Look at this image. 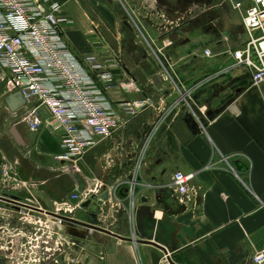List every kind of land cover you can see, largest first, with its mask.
Masks as SVG:
<instances>
[{
    "label": "crops",
    "instance_id": "1",
    "mask_svg": "<svg viewBox=\"0 0 264 264\" xmlns=\"http://www.w3.org/2000/svg\"><path fill=\"white\" fill-rule=\"evenodd\" d=\"M125 1L163 45V57L175 75L186 86L197 85L194 101L206 131L194 134L183 119L186 110H171L176 95L165 93L167 84L164 89L154 84L152 76L161 74L159 66L152 71L150 58L145 60L134 50V44L148 48L139 42L136 31L132 38L127 35L119 5L111 7L107 0H61L62 12L72 21L64 32L70 50L80 59L94 54L100 60H116L115 86L107 94L117 118L125 123L77 165L69 170L56 167L62 132L54 129L46 109H41L44 123L37 132L22 118L6 130L11 118L5 100L12 93L9 75L0 67V161L11 165L24 183L32 184L15 194L51 209L73 192L114 186L128 176L144 137L166 114L142 166L147 186L140 191L136 210L138 254L128 236L127 187L121 186L118 199L111 195L98 207L94 230L64 222L62 232L69 246H64L63 263L167 264L170 259L175 264H249L256 252L264 251V83L254 86L250 71L233 65L231 53L247 39L241 15L229 1L234 13L225 23L223 9H217L212 19H200L174 33L179 21L161 0ZM219 4L212 3L216 8ZM187 5L195 14L207 8L201 0ZM124 41L128 51L123 49ZM110 45L117 53L108 49ZM207 49L211 55L205 54ZM143 98L150 99L153 107L134 117L122 112V101ZM13 129L23 145L13 137ZM177 171L196 173L184 202L171 185ZM90 208L96 209V204ZM86 211H76L74 219L90 222Z\"/></svg>",
    "mask_w": 264,
    "mask_h": 264
},
{
    "label": "built area",
    "instance_id": "2",
    "mask_svg": "<svg viewBox=\"0 0 264 264\" xmlns=\"http://www.w3.org/2000/svg\"><path fill=\"white\" fill-rule=\"evenodd\" d=\"M229 1L239 11L247 35L244 46L231 53L233 65L246 67L252 84L260 86L264 83V0ZM120 2L123 3L122 0ZM62 9L61 0H0V67L9 75L11 93L19 91L26 100L22 107L25 109L22 120L30 129L33 132L40 130L44 123L41 109H46L54 129L62 132L61 153L55 159L61 168L69 170L125 122L117 118L114 104L107 94L115 86L113 71L118 66L116 60H100L94 54L83 59L77 57L64 37L65 25L72 21ZM130 16L128 20L137 32L136 22ZM152 51L148 49L150 56ZM205 54L211 55V50L207 49ZM155 55L160 75L176 95L171 110L190 112L201 130L206 131L194 101L197 85L186 86L171 70L163 53L159 50V56L157 52ZM119 105L127 117H134L154 104L143 98L134 102L122 101ZM21 109L16 112L9 110L10 118L19 119ZM166 117V114L161 116L151 126L138 148L128 176L120 178L110 188L104 186L103 190L95 187L73 192L54 203L52 209L41 208L18 197L16 191L32 184L24 183L11 165L3 164L0 168L3 177V191L0 193L1 262L64 264V246H69L62 232L64 222L75 220L74 213L85 209L83 204L86 201L100 200L105 190L118 199L117 190L121 186L127 187L124 207L128 236L138 254L136 210L140 191L147 186L142 181V166L149 144ZM223 160L227 159L223 156ZM195 174L181 171L173 174L171 185L180 193L181 202L188 198L189 183ZM88 229L94 230L95 227ZM249 264H264V251L256 252Z\"/></svg>",
    "mask_w": 264,
    "mask_h": 264
},
{
    "label": "water",
    "instance_id": "3",
    "mask_svg": "<svg viewBox=\"0 0 264 264\" xmlns=\"http://www.w3.org/2000/svg\"><path fill=\"white\" fill-rule=\"evenodd\" d=\"M235 1L240 2V1H243V0H235ZM176 2H177V3H180L179 0H176ZM230 2H231V1H230ZM122 25H123L124 27H126L127 29H129L132 33L135 32L134 27L132 26L131 22H130L128 19L125 20V21L122 23ZM240 26H242V25L240 24ZM146 58H149L148 51H147V56H146ZM126 72L128 73V75L131 76L133 82H134L135 85L139 88V90L142 91V90H143V87H142L141 84L137 81L136 76H134V75L132 74V72H131L128 68H126ZM152 79H153V81H154V84H155L158 88L164 89V86H165V84H166V81L164 80V78H163L159 73H155V74L152 76ZM165 93L169 95V94L171 93V91H170L169 89H167V90H165ZM144 94H145V93H144ZM145 96H146V94H145ZM5 101H6V104H7V106L9 107V110H10L11 112H16L17 110L21 109L22 107H24V106L26 105V100H25V98L23 97L22 93L19 92V91H16V92H14V93L8 95V96L6 97V100H5ZM183 119H184V121L186 122V124L188 125V127L190 128V130H191L194 134H198V133H201V132H202V130H201V128H200V125L198 124V122L196 121V119L193 117V115H192L190 112L186 111L185 114H184V116H183ZM12 131H13V132H12V135H13V137L15 138V140H16L19 144L23 145L24 142H23L21 136L18 134L17 130H16V129H13ZM109 197H110V195H109V191H108V190H105V191L101 194V196H100V200H98L97 202H94V203L96 204V207H97L96 209H91V208H90V205L93 203L92 200H88V201H86V202L83 204V207H84L85 209H87V211H86V212H87V213H86V216H87V219H89L90 222H79L78 220H73V219H72V220L75 221V222L81 223V224H83V225L86 226V227H95V228H96V225H98V224H97L95 218L97 217L98 212H99V211H98V209H99L98 207L101 206V205L104 203V201L108 200ZM90 219H94V221H93V220H90ZM68 233L71 234V235H74V236H81V233H78V232H76V231H74V230H68ZM5 263H6V264H10L9 261H5ZM167 264H175V263H174L172 260L169 259V262H168Z\"/></svg>",
    "mask_w": 264,
    "mask_h": 264
},
{
    "label": "flooded vegetation",
    "instance_id": "4",
    "mask_svg": "<svg viewBox=\"0 0 264 264\" xmlns=\"http://www.w3.org/2000/svg\"><path fill=\"white\" fill-rule=\"evenodd\" d=\"M194 0H179L180 3H177L176 0H161V2H163L168 8H171L169 11L170 13L172 12L173 14H176V19L179 21V24L176 26V28H172L174 30V33L179 32L180 30H183L182 28L184 27H189L190 25H192L194 22L200 20V19H205V18H209L212 19L211 16L214 15L215 11L217 9H223V16H224V20H222L223 23H225L226 20L232 18V15L234 13L233 8L231 6V4L229 3V0H201L204 1V3L207 4V8L205 10H203L202 12L195 14L194 12H191L188 9V5L193 4ZM219 8H216V6H213L212 3L214 2H219ZM212 2V3H211ZM211 4V5H210ZM221 19V18H220ZM127 20V18H123V22ZM122 22V23H123ZM223 23L221 25H223ZM218 27H220V24L217 25ZM126 28V27H125ZM172 30V32H173ZM112 36L115 35L113 33V30L110 31ZM127 35L132 38L134 37V33H132L129 29H127ZM115 37V36H113ZM127 41V39H126ZM124 41V47L123 49L127 50V44L125 45ZM134 50L135 51H139L141 53V57H143V59L147 60L148 58H146L147 56V51L148 49H144L142 45H136L134 44ZM109 50H111L114 53H117L114 49V47H112V45L109 46L108 48ZM149 54V52H148ZM150 56V55H149Z\"/></svg>",
    "mask_w": 264,
    "mask_h": 264
},
{
    "label": "rangeland",
    "instance_id": "5",
    "mask_svg": "<svg viewBox=\"0 0 264 264\" xmlns=\"http://www.w3.org/2000/svg\"><path fill=\"white\" fill-rule=\"evenodd\" d=\"M107 2H108V5L111 7H113V5L114 6L119 5L121 10H122L121 15L123 16V18L129 19L131 17L130 15L133 16V18L136 22L137 28H138L136 30H137V37H138L139 42H141L144 46H146L149 49V51H152V50L154 51V53L152 51L151 56H149V58L151 60V62H149V63H152V66H154V67L150 66V68L152 71H154L155 69H158V67H157V65H158L157 59L158 58L156 57L155 53L157 52V55H158L159 50L163 53V45L161 46L160 42L156 41L155 36H153V32H150L148 30V28L145 26V24L143 23L142 18H139V13L134 11V9L132 7H130L125 0H122L123 3H121L120 0H107ZM23 116H24V112H23V114H20L19 119L22 118ZM19 119H18V121H19ZM16 122H17V119L16 120L15 119L14 120L9 119V125L7 126L6 130H8V128L11 125H16ZM8 135H9V133L7 131L5 136L8 137ZM54 160H55L54 162H55L56 167H61L60 164L58 162H56L57 160L55 158H54ZM1 166H2V163L0 161V168H1ZM75 170H76V168L75 169L73 168V172ZM73 174L75 175L76 173H73ZM2 178L3 177L1 176V171H0V181L2 180ZM0 188H2V187H0Z\"/></svg>",
    "mask_w": 264,
    "mask_h": 264
}]
</instances>
